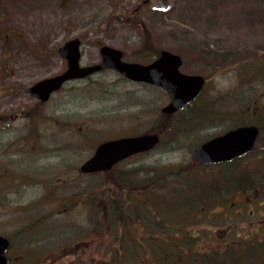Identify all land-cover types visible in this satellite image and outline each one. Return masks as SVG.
Wrapping results in <instances>:
<instances>
[{
    "label": "rangeland",
    "instance_id": "374dc122",
    "mask_svg": "<svg viewBox=\"0 0 264 264\" xmlns=\"http://www.w3.org/2000/svg\"><path fill=\"white\" fill-rule=\"evenodd\" d=\"M71 37L82 40L81 65L99 61L103 44L122 50L124 59L132 62L147 63L150 54L161 49L179 54L183 72L206 78L187 109L206 100L205 109L219 106L226 110L225 118L203 119L190 139L173 140L162 133L150 154L75 178L99 143L153 133L163 122L159 109L168 96L150 85L127 81L114 70L67 81L45 102L28 95L27 86L65 69L56 50ZM257 56H264V0H0V234L14 233L18 240L39 235V240L65 243L90 232L97 252L85 264H121L112 254L115 243L127 236H147V221L122 225L115 208L108 210L114 205L109 202L123 201L131 212L134 202L145 208L150 193L151 207L169 220L160 231L154 223L150 233L156 236L146 238L174 240L183 231L184 238L201 235L186 242L193 250L195 244L207 246L204 250L234 246L220 247L213 239L225 233L229 222L237 223L230 227L235 233H243L246 218L234 217L232 211L248 210L246 201L264 206L258 190L246 184L232 189L230 184L245 173L249 185L258 183L264 130L245 156L220 164L197 163L190 144L229 128L241 105L247 107L251 100L264 104V69L263 75L253 70ZM246 63L247 78L241 70ZM251 111L257 107L252 105ZM164 172L167 183L162 190L153 182L148 185ZM87 193L89 205L84 203ZM128 197L132 204L127 206ZM176 209L181 214H170ZM38 212L39 225L29 233L27 226ZM151 217L157 220L156 214ZM23 264L75 263L64 258Z\"/></svg>",
    "mask_w": 264,
    "mask_h": 264
},
{
    "label": "water",
    "instance_id": "95a60500",
    "mask_svg": "<svg viewBox=\"0 0 264 264\" xmlns=\"http://www.w3.org/2000/svg\"><path fill=\"white\" fill-rule=\"evenodd\" d=\"M57 52L66 63L65 69L26 87L27 94L41 102L48 100L51 94L67 81L82 79L103 70H114L128 81L147 83L164 91L169 101L160 108V112L171 114L194 100L204 84L202 75L182 72L181 56L167 49H162L152 61L140 63L123 59L120 49L103 44L99 46L98 62L81 65V40L79 37H71L58 46ZM257 135V126L240 125L207 139L192 151L191 156L202 163L230 161L249 152L256 142ZM158 141L159 135L156 133L108 139L95 147L92 155L77 171L87 173L110 169L117 161L131 154L149 150ZM6 246L7 239L0 235V264H6L3 255Z\"/></svg>",
    "mask_w": 264,
    "mask_h": 264
},
{
    "label": "flooded vegetation",
    "instance_id": "af4514ba",
    "mask_svg": "<svg viewBox=\"0 0 264 264\" xmlns=\"http://www.w3.org/2000/svg\"><path fill=\"white\" fill-rule=\"evenodd\" d=\"M81 42H82V40H81ZM123 58H124V53H123ZM150 61H148V62H150ZM205 81H206V78L204 80V84H205ZM143 84H147V83H143ZM147 85H150V84H147ZM150 86L155 87L153 85H150ZM155 88H157V87H155ZM157 89H159V88H157ZM159 90H161V89H159ZM168 101H169V97H168ZM178 111L179 110H177L171 114H166V113H161L160 109H159V113H160L161 117H167L168 116L169 118L172 117ZM151 131H153V133H156L159 135V141L154 147H152L151 149L146 150V151H140V152L131 154V155L125 157L124 159L119 160L116 163H114L110 169L99 170V171H94V172L96 173V172H102V171H108V170L110 171L117 164L126 162L129 159H132L135 157L148 155L151 152H153L155 150V148L160 144V141L162 139L161 138L162 133H160L156 130H151ZM224 131H222V132H224ZM259 133H260V130H259ZM140 134H144V133H139V134H134V135H140ZM207 139H205V140H207ZM205 140H203V141H205ZM202 142H200L196 147H198ZM38 143H39V141H38ZM195 148H193V150ZM174 149H176V148H174ZM238 158H240V157H238ZM232 160H234V158ZM195 161H197V163H201L203 165L225 163V162L202 163V162H199L198 160H195ZM94 172H87V173H79L78 172V176L75 178L84 179V178H86V176H88ZM123 179H124V181H127V180H129V177L128 178H122L121 181H123ZM142 181L143 180L139 181V183ZM36 184L39 187V175L37 177ZM135 187L136 186H134L133 188H135ZM125 188L128 189L127 187H125ZM150 195H151L150 193H147V195H145V199L143 201L144 207L149 212H147L145 208H142L140 206V203H138V202H134V208L132 207L131 212H130V209L128 207L125 208V205H126L125 202H123V201L119 202V201L115 200L114 198H112L111 202H109L111 204L114 203V205H113V207L111 205L108 210L112 211L113 208H115V209H113V211L118 210V212H120L121 224L125 225L127 227L130 225L129 222L135 223L136 225H139L140 221H142L143 223L147 221V224H146V227L148 228V229H146L148 232L147 236H150V237L152 236L154 238V236H156V235L150 233V231H153L151 227H153V224H154L153 218L151 217V215L152 214L154 215V213L152 212L153 207H151ZM130 198L131 197H128L127 206L129 205V203L132 204V200ZM89 202H90V193H87V196H85L84 203L89 205L90 204ZM246 203H249V205H250V208L248 210H246V208L241 207L242 209H235L234 211H232V215L234 217L245 216V218H246L245 222L247 224V227L243 228L244 229L243 233L237 234L234 232L235 229L230 228L234 225H237V223L229 222L226 225L225 229L223 230L225 232L223 235H220V236L215 235L214 236L213 240L217 244H219L220 247L225 246L227 244L228 245L229 244L235 245V244L239 243L241 241V239H243L245 237H247V240L250 241V239L252 240V239H254V237H259V236L263 237L264 236V218H263L264 213L257 212V210L264 211V207H262V208L261 207L260 208L253 207L254 203H252V201H246ZM35 204L38 206V207H36V210L39 211V193L36 196ZM25 207H27V206H25ZM135 208L139 209L140 213H142V214L137 213ZM108 210H106V211H108ZM255 215H258V216H255ZM38 225H39V212L37 213V216L35 217V219L33 221H31V223L27 226L28 228H30V230L28 229L29 230L28 232L32 233V231L36 227H38ZM167 227H168V225H167ZM0 235L7 239V246L3 251V255L6 258V264H23L26 262H39V263L58 262V261H62L64 258H66V260L69 259L70 262H73L75 264H85V263H87V261H91L93 258V253L97 252V250L93 249V247H92V244H91L92 241L89 237L90 232H86L84 234L83 238H74V239H71L70 241H67L65 243H57V242H54L52 240H48L47 238H46L47 240H39V235H37L35 237L38 239H33L32 235L29 234V237H31V238H29V237H28L29 239L25 238L26 240H22V239L18 240L16 238H14L13 237L14 233L5 234V235L0 234ZM51 235L52 236L54 235L56 237V233L51 234ZM177 235H179V234H177ZM147 236L143 235L140 237V239L135 238L133 240H130L131 238L129 236H127V239L118 240V242H116L114 245L115 250L112 252V254L115 253L114 255L116 257H118L120 261L122 260L121 264H128V263H131V264H226L225 262L221 261L220 255H218V252H220L221 249L210 248L208 250H204L203 247L206 248L207 246H205L203 244V247H202V245L195 244V249L193 250V249H191V246L186 243V242L194 239L195 237H199L201 235L194 234V235L186 236L185 241L183 239H181L184 235L183 236L179 235L178 238H176L174 240L158 239V238L157 239H153V238L148 239V238H146ZM87 237H89V238H87ZM228 239H229V242L226 241ZM198 241H196V243ZM205 243H207V241ZM172 246L176 247V249L173 253H172ZM204 255H205L207 260L204 259ZM243 264H250V262L246 261Z\"/></svg>",
    "mask_w": 264,
    "mask_h": 264
},
{
    "label": "trees",
    "instance_id": "16d2710c",
    "mask_svg": "<svg viewBox=\"0 0 264 264\" xmlns=\"http://www.w3.org/2000/svg\"><path fill=\"white\" fill-rule=\"evenodd\" d=\"M141 29L143 30L144 27H141ZM148 47H150L153 50V47L150 46V44L148 45ZM56 49V48H55ZM57 51V50H56ZM158 54V52H153L150 55H152L151 57L148 58V61L153 60L155 58V56ZM258 57V56H257ZM255 63V67H254V74H261L262 73V67H264V56L261 57L259 56L256 60H254ZM249 67V68H248ZM250 69V65H244L243 67H241L242 71H246V75L245 77L247 78V72ZM264 73V71H263ZM262 73V75H263ZM261 75V76H262ZM262 93V92H261ZM213 100H217L216 98H213ZM200 101L197 102L198 104H196L197 106L195 108H188L187 109V105L186 107L180 109L178 112H176L175 114H183L182 116H178L177 118H173L174 115L172 117H164L163 122L160 124L159 127L155 128L156 131L163 133V135L167 134L169 135V138L171 139L173 137V140H176V138H187L190 139L189 137L192 136L200 127L205 120L207 121V117H212L215 119H223L225 118L224 116L226 115V110L223 109H219V106H215L212 107L211 109H205L204 106L208 103V101L205 100V102ZM193 103V102H192ZM257 101L255 100L249 103V106H251V108H249V106L246 107V105H241L242 106V111L240 114H237L235 116V119H232V125L230 127H235L238 125H243V124H255L260 132L262 130H264V104L262 103H257ZM217 104V103H216ZM199 105V106H198ZM252 105L257 107V111L252 112ZM189 110L187 113H185V110ZM234 111V110H233ZM235 112V111H234ZM225 115H224V114ZM250 113H254L255 115L250 116V118H248L250 115ZM205 119V120H203ZM154 129V130H155ZM203 138H200L199 140L196 141H192V143L190 144L191 148H195L200 142H202ZM161 142V141H160ZM188 146V145H187ZM261 160L262 162L259 165V170L257 172V180L258 183H254L252 185H249L248 182L251 181L250 177L248 176L247 173H245L244 175H242L243 177H239V175H237L236 177H234V179L232 178V180L230 181V184H232V189H234L235 187H238V185L241 184H246L249 187H251V191H259L260 195H264L263 192L264 191V175H262L264 173L263 168H264V151L262 152L261 155ZM262 166V167H261ZM261 174V175H260ZM166 172L163 173V175H157L153 180L148 181V185L151 186V182H153V184H156V187L159 190H162L165 187V184L167 183L165 181V179L163 177H166ZM241 176V175H240ZM152 188V187H151ZM155 189V187H154ZM172 190V189H171ZM173 191V190H172ZM176 191V190H175ZM189 206L192 203V201L188 202ZM192 207V206H190ZM254 207V205H253ZM264 206H261V208ZM205 208V207H204ZM203 208V210H204ZM260 208V207H259ZM173 210L172 213L170 214H181V211ZM152 212L154 214H156V221H155V216L153 218V223L154 227L156 229H158V231H160V228L166 227L168 225V220L167 218H165V220H163V216L159 213H156L154 208L152 210ZM114 214L118 217V215H120V212H118V210H114ZM146 214V213H145ZM182 233H185L183 231L180 232L179 235H182ZM181 239H183L184 241L186 240V238L182 237ZM230 245V244H229ZM176 247L172 246V253L175 251ZM218 255H220L221 261L225 262L226 264H243L246 261L250 262V264H264V236L263 237H254V239H250L247 240V237L241 239V241L234 246H228V247H224L223 249L220 250V252H218ZM204 259H206L205 255H204ZM207 260V259H206Z\"/></svg>",
    "mask_w": 264,
    "mask_h": 264
}]
</instances>
